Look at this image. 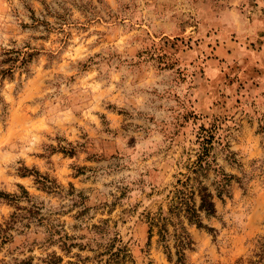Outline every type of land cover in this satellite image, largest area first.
I'll return each instance as SVG.
<instances>
[{
	"label": "rangeland",
	"instance_id": "1",
	"mask_svg": "<svg viewBox=\"0 0 264 264\" xmlns=\"http://www.w3.org/2000/svg\"><path fill=\"white\" fill-rule=\"evenodd\" d=\"M201 160L187 263L264 264V0H0V264H175L148 220Z\"/></svg>",
	"mask_w": 264,
	"mask_h": 264
},
{
	"label": "trees",
	"instance_id": "2",
	"mask_svg": "<svg viewBox=\"0 0 264 264\" xmlns=\"http://www.w3.org/2000/svg\"><path fill=\"white\" fill-rule=\"evenodd\" d=\"M199 168L194 170V176H187L186 180H179L181 187L174 191L171 197L169 208L165 211L160 209L153 216H149V241L155 234V230L159 235L158 242L163 246L165 253L169 261L175 262V264H189L187 263L186 250L190 249L193 241L188 231V225H195L198 228H205L211 232L215 231L214 227L205 223V218L215 216V203L211 199L209 192H204L207 187L203 184L202 177L205 176L203 171L205 166L202 160L199 162ZM29 170V169H27ZM40 180V173H37ZM223 182L219 187H216V195L218 198L224 200L225 195H230L231 181L235 178L233 175L223 172ZM44 184V181H39ZM23 191L26 194L29 192L23 187ZM200 196L201 201L198 202L197 196ZM12 203H17L20 200L21 195L2 193L0 195ZM19 215L13 213L10 221H0V250L8 243L12 238L11 230L14 228V224L17 222ZM173 241V244H171ZM117 255V254H115ZM126 255L116 257H110L105 263L102 264H114L124 262ZM42 264H66L61 255L56 252L50 253L46 258H43ZM15 264H40L34 263V258H26Z\"/></svg>",
	"mask_w": 264,
	"mask_h": 264
}]
</instances>
